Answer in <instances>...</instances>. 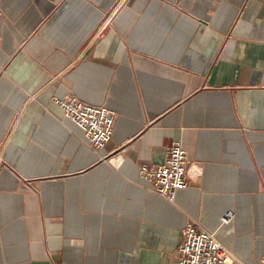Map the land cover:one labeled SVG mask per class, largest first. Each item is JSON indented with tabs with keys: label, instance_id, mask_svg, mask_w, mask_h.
<instances>
[{
	"label": "crops",
	"instance_id": "1",
	"mask_svg": "<svg viewBox=\"0 0 264 264\" xmlns=\"http://www.w3.org/2000/svg\"><path fill=\"white\" fill-rule=\"evenodd\" d=\"M66 94L115 112L104 147ZM176 141L170 202L138 170ZM188 220L260 263L264 0H1L0 264H174Z\"/></svg>",
	"mask_w": 264,
	"mask_h": 264
},
{
	"label": "built area",
	"instance_id": "2",
	"mask_svg": "<svg viewBox=\"0 0 264 264\" xmlns=\"http://www.w3.org/2000/svg\"><path fill=\"white\" fill-rule=\"evenodd\" d=\"M54 101L62 108L63 115L82 130L91 149L102 148L110 140L115 117L112 109L86 104L73 94L54 97ZM119 157H110L108 161L114 165V160ZM192 168L196 166L188 164L185 149L176 141L166 147L161 163L141 164L138 175L149 183L150 190L174 202L176 192L187 186V177ZM234 217V210L227 208L219 222L221 225L228 224ZM233 257L231 250L217 238L215 231L206 229L195 220H188L181 230L174 264H229ZM259 264H264V255Z\"/></svg>",
	"mask_w": 264,
	"mask_h": 264
},
{
	"label": "rangeland",
	"instance_id": "3",
	"mask_svg": "<svg viewBox=\"0 0 264 264\" xmlns=\"http://www.w3.org/2000/svg\"><path fill=\"white\" fill-rule=\"evenodd\" d=\"M234 254V253H233ZM234 257L236 258V256L234 255Z\"/></svg>",
	"mask_w": 264,
	"mask_h": 264
},
{
	"label": "bare ground",
	"instance_id": "4",
	"mask_svg": "<svg viewBox=\"0 0 264 264\" xmlns=\"http://www.w3.org/2000/svg\"><path fill=\"white\" fill-rule=\"evenodd\" d=\"M143 180V179H142ZM145 182V180H143Z\"/></svg>",
	"mask_w": 264,
	"mask_h": 264
}]
</instances>
